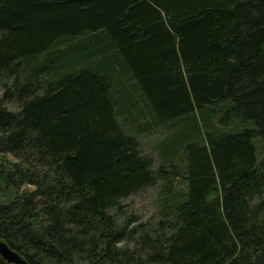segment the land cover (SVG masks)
Instances as JSON below:
<instances>
[{
  "label": "trees",
  "instance_id": "1",
  "mask_svg": "<svg viewBox=\"0 0 264 264\" xmlns=\"http://www.w3.org/2000/svg\"><path fill=\"white\" fill-rule=\"evenodd\" d=\"M159 181L145 220L125 200ZM0 240L264 264V0H0Z\"/></svg>",
  "mask_w": 264,
  "mask_h": 264
},
{
  "label": "rangeland",
  "instance_id": "2",
  "mask_svg": "<svg viewBox=\"0 0 264 264\" xmlns=\"http://www.w3.org/2000/svg\"><path fill=\"white\" fill-rule=\"evenodd\" d=\"M140 103L143 107H145L142 99L140 100ZM158 138H159L158 134L140 137V141L144 147V150L154 155L155 152L153 151V146L155 145ZM159 161L160 160L156 157V166L160 163ZM180 178H181L180 181L183 182L182 177ZM160 181L155 185L146 187L145 189L141 190L139 193L134 194L125 200L132 207L137 209L138 213L145 220L150 219L155 215L154 201L161 188Z\"/></svg>",
  "mask_w": 264,
  "mask_h": 264
},
{
  "label": "water",
  "instance_id": "3",
  "mask_svg": "<svg viewBox=\"0 0 264 264\" xmlns=\"http://www.w3.org/2000/svg\"><path fill=\"white\" fill-rule=\"evenodd\" d=\"M0 255L12 264H29L26 258L3 240H0Z\"/></svg>",
  "mask_w": 264,
  "mask_h": 264
}]
</instances>
